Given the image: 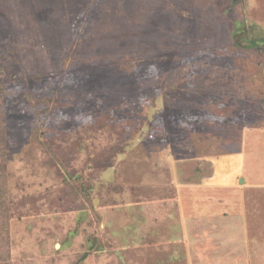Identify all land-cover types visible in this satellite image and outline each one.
<instances>
[{"label": "rangeland", "instance_id": "1", "mask_svg": "<svg viewBox=\"0 0 264 264\" xmlns=\"http://www.w3.org/2000/svg\"><path fill=\"white\" fill-rule=\"evenodd\" d=\"M248 27L264 36V0H0L4 258L264 264Z\"/></svg>", "mask_w": 264, "mask_h": 264}, {"label": "trees", "instance_id": "2", "mask_svg": "<svg viewBox=\"0 0 264 264\" xmlns=\"http://www.w3.org/2000/svg\"><path fill=\"white\" fill-rule=\"evenodd\" d=\"M237 27H236V31L234 33V40H235V43L239 46L241 45L240 42L238 41V38H237V32H243V29H242V26L243 28L246 27L247 25L244 24L243 22H237ZM248 32L247 34H245L243 37H244V42H246L248 48H251V47H259L261 50L264 51V46H261V42H264V36L262 37H254L252 35H250V32H251V28L248 27V29H246ZM2 160H5V159H0V163H3ZM4 166V164H3ZM5 178V175H3V173H0V204H2L4 198L6 197L5 196V187L4 185L5 182L3 181V179ZM79 180H84L83 178H80ZM84 190H87L86 188H83ZM86 195L90 196L89 195V192L86 193ZM97 241V239H94L93 238V243L95 244V242ZM91 242V241H90ZM4 250H3V247L0 246V264H12L10 261L6 260V258H4Z\"/></svg>", "mask_w": 264, "mask_h": 264}, {"label": "crops", "instance_id": "3", "mask_svg": "<svg viewBox=\"0 0 264 264\" xmlns=\"http://www.w3.org/2000/svg\"><path fill=\"white\" fill-rule=\"evenodd\" d=\"M224 189H227V188H224ZM241 203H242V205H241ZM239 205H238V208H237V210L236 211H238L239 210V206H242V208H240V209H243V204H244V202H241ZM220 206H221V204H220ZM237 206V205H236ZM256 206H258V205H256ZM223 208V207H222ZM257 209H258V207H257ZM225 210V209H224ZM234 215V217H232V219L229 217V215L227 216V218H228V220L229 221H231V220H233L234 222H235V217H236V212L233 214ZM241 216V215H240ZM204 218H206V220H209V223L211 224V223H213V217L210 215V217L209 216H207V214L206 215H204ZM243 219V218H242ZM233 221H231V223L233 222ZM225 223H224V225H226V226H231V225H229L230 223H228V222H226V220L224 221ZM257 222V221H256ZM260 222L261 221H259L258 222V225H260L261 226V224H260ZM263 225H264V222H261ZM235 225V224H234ZM236 227H238V225H236ZM242 227H244V225H243V223L239 226V228H236V229H238V231H240V230H242ZM230 231V230H229ZM232 231V230H231ZM237 232H235V234H236ZM240 234V233H239ZM237 235V234H236ZM256 239H259V234H258V231H256ZM242 237H244V231H242ZM260 240H256V245H258V242H259ZM257 248V247H256ZM254 254V256L256 255V253H253ZM258 262V261H257Z\"/></svg>", "mask_w": 264, "mask_h": 264}]
</instances>
